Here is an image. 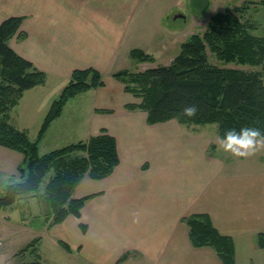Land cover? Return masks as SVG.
<instances>
[{
	"label": "crops",
	"instance_id": "1",
	"mask_svg": "<svg viewBox=\"0 0 264 264\" xmlns=\"http://www.w3.org/2000/svg\"><path fill=\"white\" fill-rule=\"evenodd\" d=\"M141 2L0 0V22L21 17L9 44L45 72L40 85L55 81L57 96L73 69L89 67L104 81L69 99L47 128L64 130L65 107L86 94L87 116L78 115L79 100L75 124L86 128L84 139L105 128L116 139L119 157L109 175H85L75 186L73 197L88 198L79 217L69 214L53 224L64 229L70 250L59 245L76 253L80 264H221L212 247L191 243L182 220L207 213L214 227L231 238L235 264H264V247L257 245L258 233L264 232V146L252 155L234 156L219 147L217 128L205 135L174 118L150 124L143 109L125 108L140 98L104 73L110 72ZM10 151L17 154L7 152V167L22 158Z\"/></svg>",
	"mask_w": 264,
	"mask_h": 264
},
{
	"label": "trees",
	"instance_id": "2",
	"mask_svg": "<svg viewBox=\"0 0 264 264\" xmlns=\"http://www.w3.org/2000/svg\"><path fill=\"white\" fill-rule=\"evenodd\" d=\"M256 1L264 5V0ZM243 9L235 7L213 13L206 29L182 42L168 64L141 71L113 72L112 76L124 84L125 91L140 98L138 103H126L125 108L143 109L150 124L172 118L186 125L215 123L219 137L230 127L247 125L264 131V35L251 32L252 25L237 13ZM20 24L19 16H9L0 22V146L23 155L17 166V179L2 184L5 178L0 172V209L37 196L40 184L51 170L41 193L47 204L46 218L51 217L50 226L61 223L69 214L79 217L88 196L73 197L75 186L85 175L93 179L109 175L119 157L116 139L105 128L86 139L39 152L40 140L66 102L103 85L101 73L92 67L72 70L69 80L52 100L35 139L9 121L10 110L18 104L23 92L43 84L46 77L45 72L9 44ZM129 55L139 62L154 61L152 53L139 47L131 48ZM211 55L217 63L209 60ZM190 104L197 106V113L188 117L182 110ZM182 220L189 226L194 246H210L221 264H235L231 238L214 227L207 213H192ZM59 244L70 250L65 242ZM257 245L264 247V232L258 233Z\"/></svg>",
	"mask_w": 264,
	"mask_h": 264
},
{
	"label": "rangeland",
	"instance_id": "3",
	"mask_svg": "<svg viewBox=\"0 0 264 264\" xmlns=\"http://www.w3.org/2000/svg\"><path fill=\"white\" fill-rule=\"evenodd\" d=\"M235 7H245L237 12L241 19L252 25L253 34L264 35V5L258 4L256 0H142L129 23L128 37L124 39V45L119 50L110 72H104L105 75L110 77L111 73L122 69L141 71L157 64H168L179 52L182 42L192 34H201L206 29L213 13L234 10ZM178 13L183 14L184 17H175ZM129 47H139L152 53L154 61L139 62L132 59L129 55L131 50L130 48L128 51ZM209 60L217 63L212 55ZM54 82L50 81L44 86L39 85L25 90L18 104L10 110L9 121L15 127L26 131L30 139L36 138L45 113L53 97L56 96L58 84ZM119 82L124 88V84ZM79 100L82 110L78 115L82 118L87 116L90 101L85 94L76 97L65 107L64 130L51 126L46 131L38 144L40 153L85 138L86 128L79 126V123L75 124L77 120L72 117L73 108L78 106ZM195 126L199 128V132L203 130L205 135L217 128L215 123ZM7 152L17 154L0 146V172L5 178L2 184L17 179L19 176L17 166L23 158L22 155L17 165L4 166L9 162L10 156ZM247 171L255 173V170L249 166ZM51 174L50 170L45 175L36 198L31 196L23 198L11 208L0 209V264H80L76 253H67L57 242V239L69 242L64 235V229L60 225H52L47 229L45 224L51 217L46 218L47 204L41 193ZM9 176L13 177L6 178ZM37 235H42V238L32 242Z\"/></svg>",
	"mask_w": 264,
	"mask_h": 264
},
{
	"label": "clouds",
	"instance_id": "4",
	"mask_svg": "<svg viewBox=\"0 0 264 264\" xmlns=\"http://www.w3.org/2000/svg\"><path fill=\"white\" fill-rule=\"evenodd\" d=\"M185 116L191 117L197 113L195 104L186 105L182 110ZM219 147L224 152L234 156L246 157L252 155L259 147L264 146V131L254 126L230 127L225 129L219 138Z\"/></svg>",
	"mask_w": 264,
	"mask_h": 264
},
{
	"label": "water",
	"instance_id": "5",
	"mask_svg": "<svg viewBox=\"0 0 264 264\" xmlns=\"http://www.w3.org/2000/svg\"><path fill=\"white\" fill-rule=\"evenodd\" d=\"M175 17H184V15L181 13H178L177 15H175Z\"/></svg>",
	"mask_w": 264,
	"mask_h": 264
}]
</instances>
